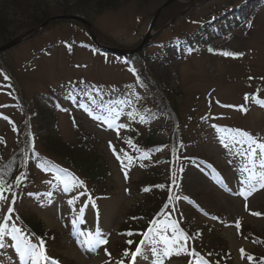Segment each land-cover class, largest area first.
Masks as SVG:
<instances>
[{
    "label": "rangeland",
    "instance_id": "rangeland-1",
    "mask_svg": "<svg viewBox=\"0 0 264 264\" xmlns=\"http://www.w3.org/2000/svg\"><path fill=\"white\" fill-rule=\"evenodd\" d=\"M165 1L0 0V47L41 24L31 27V18L39 15L78 16L88 25L68 19L50 21L0 53V172L4 177L16 171L15 177L26 173L19 186L15 177L12 179L17 198L12 204L7 193L9 203L0 202V222L12 206L9 224L15 222L37 242L39 234L29 230L24 220L35 218L44 232L51 233L45 240L47 255L63 264H108L107 253L119 259L123 250L133 251L139 237L143 238L145 231L140 236L138 231L132 232L129 240L133 243L124 248L120 235L122 224L132 222L127 223L130 232L133 226L146 223L145 217L127 218L129 210L142 205L139 192L144 184L140 185V179L149 169L134 160L137 156L129 143L138 132L145 133L146 122L137 117L141 113L135 106L137 99L145 113L159 112L148 124L162 139L175 127L166 102L173 103L190 140L183 153L190 155L191 162L177 171V182L171 147H163L152 160L154 165H163L159 166L165 169L164 179L167 176L172 182L167 185V197L152 215L151 221H157L152 227L171 238L176 234L175 223L188 238L187 242L180 240L188 252L173 245L164 264H184L189 259L191 264H205L200 257H207L202 251L206 243L202 248L198 245L182 225L184 219L202 237L201 242L207 241L204 233H209L208 228L214 229L226 243L223 259L227 264H254L248 259L252 253L264 264V255H259L264 253V188L257 185L256 190L245 191L240 184L250 175L243 170L246 165L261 169L240 155L244 147L233 143V138L241 139L236 129L264 141V0H178L162 10L151 25ZM147 36L144 46L149 44L132 55L103 53L100 48L134 50ZM182 38L193 47L191 52L182 46ZM225 51L243 55L226 57L222 55ZM82 88L102 89L110 97L129 90L136 94L111 99L100 109L85 99ZM41 108L54 118L49 128L42 123ZM120 124L125 127L117 129ZM81 134L87 136L81 138ZM59 141L94 146L96 157L107 168L104 195L101 199L96 195L97 214L92 203L86 204L80 230L71 227L76 212L85 204L82 187L73 188L75 181L64 183L39 170L41 161L49 169L51 163H63L60 157L67 158L47 150ZM170 156L171 163L166 161ZM252 184L256 180L249 188ZM65 185L70 191L63 190ZM162 192L160 188L158 194ZM74 197L78 199L70 205L68 201ZM96 230L108 243L88 246L86 242ZM5 244L0 249V264H19L11 241L6 238ZM193 249L201 253L191 255Z\"/></svg>",
    "mask_w": 264,
    "mask_h": 264
},
{
    "label": "trees",
    "instance_id": "trees-1",
    "mask_svg": "<svg viewBox=\"0 0 264 264\" xmlns=\"http://www.w3.org/2000/svg\"><path fill=\"white\" fill-rule=\"evenodd\" d=\"M46 18L47 15H39V17H32L31 27L39 23H42ZM164 95L166 96L167 100L171 101V99L167 96V93H164ZM166 104L168 107H170L171 112L169 114L171 118L174 117L175 129L173 133L169 137H164L162 139L158 137L156 133L157 130L151 129L150 127H146L144 134L138 132V134L134 136L133 141L130 142L131 147H133L131 150L134 152L136 156H138V161L140 163L145 164V166L149 168L146 171L145 175L140 179L141 181L140 185L144 184L143 188L141 189V192H139V194L143 195L141 199L142 205H138L132 208L131 210H129L127 214V218L129 219L130 217L132 220L141 219L138 217H145L144 220H146V223L141 224L138 227L133 226L134 230L130 232H134V231L141 232L142 230H144L148 225L147 223H149L153 218L152 215L156 212L158 208H160L162 202L167 197V193H166L167 184L165 183L166 181L164 180L165 169L162 168L163 165L162 166H159V164L154 165L155 162L152 161L153 158H155V156L158 155L157 152H160L163 146L168 147L169 144L172 143V147L175 152V155L177 157H180L177 160V163L182 165L184 161H188L186 160L185 156L182 155V153L184 147L190 142V140L187 138L189 135H186L184 133V128L182 127V121L178 119L176 116V114L178 113L176 106L173 103H169V102H166ZM157 110L160 109L157 108ZM41 113H42V123L45 124L48 128L52 126V124H54V118L52 117V115H48L47 111L46 113H44V110L42 108H41ZM153 114H157V112ZM160 130L163 133L165 131V128ZM86 136L87 134L84 135L81 134V138L82 137L84 138ZM55 145L56 146H50L51 148L48 146L47 150L54 151L56 153H59L67 157L66 159L60 157V161H62L63 163L56 162L55 164H57L58 166L59 165L63 166L68 172L75 175L78 174L80 176V180L83 181V187L86 193H88V199L93 201L96 195L102 196L103 191L106 190V183L108 182L107 168L103 167L104 164L100 163L99 159L96 157L94 146L90 147L88 144L87 145L83 144L82 141L81 142L75 141V143L73 144H66V145L63 142L59 141L55 143ZM14 176L15 173L10 177L6 176L5 178L12 181ZM159 185L164 186L162 195L158 194L159 189L161 188L158 187ZM145 189L148 190L145 191ZM146 204L148 205L145 206ZM34 219L35 218L29 216L26 217L24 220L28 228L31 231L38 233L39 234L38 236H40V238H43L45 241L46 238L48 237V234L50 235L51 233L44 232L42 230V226L40 225V223L38 221H35ZM127 223L130 225L132 224V222H127ZM127 223L122 224L121 229L123 231L122 230L120 231V235L122 236V242H123L122 246L124 245V248H126L129 245L127 243V241L129 240V235H127V233L130 225L127 226ZM182 225L185 227L186 231L188 230L189 233L194 236L195 241L197 240V242H199L198 245L201 248L202 245H205L206 243V248L205 247L202 248V251L205 250V254L209 258L208 260L211 264H227V262L223 259L224 253L227 251V249L224 248L226 243L220 236H218L215 233L213 228H208L209 229L208 234L204 233V238L207 239V241L201 242L202 237H200V235L197 236V234L193 232L194 231L193 226L187 224L186 219H184ZM189 233L187 234L189 235ZM44 236L46 238H44ZM259 242H261V240ZM198 253L201 252L198 251ZM209 253H211V255H209ZM259 255H264V253H261ZM251 257L253 259L254 264L255 263L259 264L258 262H260V259L256 255V253H252Z\"/></svg>",
    "mask_w": 264,
    "mask_h": 264
},
{
    "label": "snow or ice",
    "instance_id": "snow-or-ice-1",
    "mask_svg": "<svg viewBox=\"0 0 264 264\" xmlns=\"http://www.w3.org/2000/svg\"><path fill=\"white\" fill-rule=\"evenodd\" d=\"M250 26V25H249ZM211 51V49H210ZM222 55L226 57L243 55V53H234L225 51ZM134 71V70H133ZM4 79L7 80L8 77L5 75ZM251 79V77L249 78ZM249 99L248 94H245V101L247 102ZM3 107V106H0ZM235 107V106H232ZM242 111H246L247 109L244 106H239ZM98 118V117H97ZM112 127V125H108ZM125 125L120 124L117 125V129L123 128ZM215 127V126H213ZM225 132H228V129H224ZM235 132L241 137V139L233 138V143L237 146L244 147V151L240 153L241 156L247 158L251 163L258 164L261 171H256L255 168H249L247 165L243 169L250 173V175L245 179L241 180V187L244 188L245 191L256 190L258 185L259 188H264V141H258L255 137H253L250 133L236 129ZM225 146H227V141H222ZM130 143V141H129ZM109 146L112 147L113 152H116V149L109 142ZM120 157L117 156V159ZM26 178V173H20L19 176L15 177L17 182L16 186H19V182ZM73 181H75L73 188L78 186H83V181L78 180L75 177H72ZM252 180H256V184H252L251 188H249V183ZM175 182V181H173ZM158 187L163 188V185H159ZM13 184L11 180H8L4 177V174L0 172V202L4 204L9 203L7 193L11 194V203L14 204L16 200V193L12 191ZM65 192L70 191V189L65 185L63 188ZM148 189H145L147 191ZM240 195H244V191L239 193ZM29 195H33L29 193ZM51 195V194H49ZM80 195H88L86 192H81ZM90 198V197H89ZM171 199V197H169ZM78 197H74L68 201V203L74 204ZM186 199V198H185ZM245 199L247 197L245 196ZM167 208V205H165ZM14 209L12 206L7 207V213L9 215H5L3 221L0 222V249H4L6 247L5 240L6 238L11 241V247L14 252L18 256L19 264H59L58 261L49 257L45 248V241L43 238L37 237V242H33L29 235L23 233L22 229L18 227L15 222L9 224L11 220V213H13ZM80 211L83 212L84 208L81 207ZM253 215H260V213H252ZM19 219V217H17ZM215 219V217H214ZM157 223L156 220L150 222V227L145 232L141 233L142 239L139 242V245L135 248L134 251H130L129 249H125L122 252V257L119 259L112 258L110 253H107L109 256L108 264H125V260L128 259L129 264H141V261H148V264H164V258L170 257L172 253V246L176 245L180 248H183L185 252H188V248L185 245L180 244V240L184 239L187 242V237L185 234L176 228L175 223L172 224L174 232L176 233L173 237L168 238L164 237L161 234L160 229H154L152 225ZM237 229H239V223L236 224ZM127 235L132 236V232H128ZM159 237V240L157 239ZM88 246L96 247L99 245H104L108 243L106 238H103L102 233L97 231L95 238H90L87 242ZM127 243L131 245L133 243L132 240H128ZM158 243L162 244L163 247H158ZM241 253H244V249H240ZM105 252L107 250L105 249ZM191 255L198 256L199 253H196L193 249L190 253ZM211 255V253H209ZM248 259H252L251 256ZM205 264L207 262L205 261Z\"/></svg>",
    "mask_w": 264,
    "mask_h": 264
},
{
    "label": "water",
    "instance_id": "water-1",
    "mask_svg": "<svg viewBox=\"0 0 264 264\" xmlns=\"http://www.w3.org/2000/svg\"><path fill=\"white\" fill-rule=\"evenodd\" d=\"M177 0H166L162 5H160L158 7V9L156 10L154 16H153V20L151 22V25L155 22L157 16L159 15V13L165 9L167 6H169L170 4H172L173 2H175ZM61 19H68V20H73V21H77V22H80L86 26L87 25V22L83 19V18H80L78 16H71V15H55V16H51V17H48L46 18L40 25H37L35 27H33L32 29H30L29 31H27L24 35H22V37H19V38H16V39H13L11 41H9L8 43L2 45L0 47V53L17 45L18 43L21 42L22 38L29 35V34H32L34 32H37L39 30H41L42 28H44L50 21H54V20H61ZM151 28V26H150ZM89 33V32H88ZM90 36L92 37L91 35V32L89 33ZM149 36H147L146 38H144V40L142 41V43L140 45H138L134 50H121V49H114V48H108V47H105L107 50L113 52V53H116V54H121V55H125V54H133L137 51H139L142 46L144 45V43L147 41V38ZM93 40V38H92ZM94 41V40H93ZM95 42V41H94Z\"/></svg>",
    "mask_w": 264,
    "mask_h": 264
},
{
    "label": "bare ground",
    "instance_id": "bare-ground-1",
    "mask_svg": "<svg viewBox=\"0 0 264 264\" xmlns=\"http://www.w3.org/2000/svg\"><path fill=\"white\" fill-rule=\"evenodd\" d=\"M126 50H128V49H126ZM137 52H140V50H139V51H137Z\"/></svg>",
    "mask_w": 264,
    "mask_h": 264
}]
</instances>
